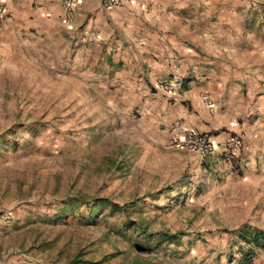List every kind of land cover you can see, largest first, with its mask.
<instances>
[{
  "label": "crops",
  "instance_id": "0c3cea01",
  "mask_svg": "<svg viewBox=\"0 0 264 264\" xmlns=\"http://www.w3.org/2000/svg\"><path fill=\"white\" fill-rule=\"evenodd\" d=\"M119 1L76 0L65 19L62 0H5L4 66L38 67L114 113H134L223 218V264H264V0ZM189 131L211 137L214 154L176 148ZM231 133L242 138L238 158L223 149Z\"/></svg>",
  "mask_w": 264,
  "mask_h": 264
},
{
  "label": "rangeland",
  "instance_id": "374dc122",
  "mask_svg": "<svg viewBox=\"0 0 264 264\" xmlns=\"http://www.w3.org/2000/svg\"><path fill=\"white\" fill-rule=\"evenodd\" d=\"M4 46L0 263L223 264V218L181 159L140 132L134 113L38 67H5ZM98 198L120 210L90 208Z\"/></svg>",
  "mask_w": 264,
  "mask_h": 264
},
{
  "label": "built area",
  "instance_id": "2783aa9c",
  "mask_svg": "<svg viewBox=\"0 0 264 264\" xmlns=\"http://www.w3.org/2000/svg\"><path fill=\"white\" fill-rule=\"evenodd\" d=\"M103 3L107 8H111L118 6L120 1L103 0ZM75 5L76 0H62L61 7L65 19H69L71 17ZM5 9V0H0V25L5 15ZM160 88L163 92L172 94V96H176V91L172 85L161 84ZM202 103L209 110H211V102L207 97H202ZM173 145L178 149L194 154L200 158L211 156L215 152L214 142L212 141L211 137L195 131H189L185 133L182 138L174 140ZM242 148L244 147L241 136L232 133L227 135L226 140L223 144V149L226 151V154H228L229 157L238 158V154L240 153ZM1 220H6V217L2 216Z\"/></svg>",
  "mask_w": 264,
  "mask_h": 264
},
{
  "label": "trees",
  "instance_id": "16d2710c",
  "mask_svg": "<svg viewBox=\"0 0 264 264\" xmlns=\"http://www.w3.org/2000/svg\"><path fill=\"white\" fill-rule=\"evenodd\" d=\"M79 201L81 202V204H80L81 206H86L85 201H81V200H79ZM74 202H76V201H74ZM90 203H91L90 208H92V209L97 208V207H102V208L107 209L110 213L118 212L120 210V207L118 205L106 200L105 198L93 199V200H91ZM65 205L70 206L71 204L66 203ZM60 214L64 215L63 211H61ZM248 233L250 235H252V236H250L251 240L255 243V246H256V241L259 237H261V232L253 230V231L248 232ZM240 236H243V235L240 234ZM250 255H251V253H249V254L247 253L245 255L246 259H244V262H245V260H247V262H248Z\"/></svg>",
  "mask_w": 264,
  "mask_h": 264
}]
</instances>
